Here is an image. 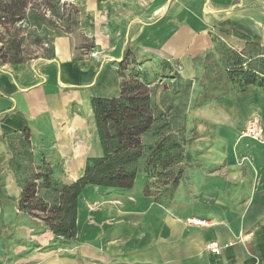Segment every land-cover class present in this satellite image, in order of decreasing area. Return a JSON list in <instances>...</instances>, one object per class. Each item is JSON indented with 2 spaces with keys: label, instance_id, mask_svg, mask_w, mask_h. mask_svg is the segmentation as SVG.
<instances>
[{
  "label": "crops",
  "instance_id": "obj_1",
  "mask_svg": "<svg viewBox=\"0 0 264 264\" xmlns=\"http://www.w3.org/2000/svg\"><path fill=\"white\" fill-rule=\"evenodd\" d=\"M61 1L79 11L80 27L55 38L54 58L0 69V139L30 130L35 151L64 184L103 156L91 100L120 96L116 61L126 51L150 59L147 69L168 60L195 73L193 59L213 48L214 37L238 50L247 43L264 48V0ZM86 40L94 46L80 50ZM255 117L264 128V92L256 86L215 105L218 173L201 178L207 192L197 202L189 203L182 185L181 202L163 207L146 194L141 175L129 191L86 188L73 244L39 231L16 209L22 189L12 178L0 180V264H264V132L261 140L242 136ZM239 180L244 188L236 192ZM238 201L240 208L229 204ZM213 242L220 253L206 249Z\"/></svg>",
  "mask_w": 264,
  "mask_h": 264
},
{
  "label": "trees",
  "instance_id": "obj_2",
  "mask_svg": "<svg viewBox=\"0 0 264 264\" xmlns=\"http://www.w3.org/2000/svg\"><path fill=\"white\" fill-rule=\"evenodd\" d=\"M43 5L53 9L48 0H0V25L6 32H9V26L15 28V34L9 35L10 41H6L10 43L9 50L5 51L6 44L0 38L1 64L19 65L25 62L22 56L23 38L18 37L21 30L16 29V26L24 22H27L29 27L44 24L45 17L39 12ZM78 12L76 10V14ZM72 24L78 25L75 21ZM54 27L58 28L57 25ZM72 31L73 29L69 28L67 33L57 34L51 43L53 44L55 38ZM35 42L45 55L49 49L48 42L40 38H36ZM87 42L89 41L86 40L80 46V50L89 51L94 46L93 43L86 45ZM213 43L215 50L205 57V61H210L212 65L203 76L208 85L203 86V92L194 101V107H201L211 101L219 102L232 94L245 92L250 86H256L264 92L263 47L256 43H247L242 50H238L229 47L217 37L213 38ZM216 52L223 57L222 61L218 62ZM35 58H38V55L32 59ZM52 58L53 51L48 59ZM148 60L150 59L141 58L135 51H126L118 62L123 78L120 96L92 98L91 104L103 156L89 159L83 176L77 181L64 184L56 180L51 164L44 156L39 164L35 162L36 154L30 130L16 131L5 137L7 140L19 139L27 148L26 151L18 152L16 161L17 173H27L26 178L19 179L22 192L18 208L36 218L45 230L52 232L55 239H62L68 244L76 241L79 197L86 188L129 191L134 188L138 176L165 175L163 172L183 161L182 146L174 139L166 137L158 138L151 144L145 142L148 133L153 130L156 134L163 128V125L155 127L159 117L152 105L151 80L145 72L155 65L151 69L145 68ZM224 64L226 66L222 67ZM137 65H141L143 71L135 69ZM167 66L171 68L169 63ZM210 84H215V87H210ZM188 85L191 86L190 81ZM180 178L181 175L173 178L175 188ZM41 191L49 198L41 197ZM146 194L149 196L148 188ZM154 201L161 205L157 199Z\"/></svg>",
  "mask_w": 264,
  "mask_h": 264
},
{
  "label": "rangeland",
  "instance_id": "obj_3",
  "mask_svg": "<svg viewBox=\"0 0 264 264\" xmlns=\"http://www.w3.org/2000/svg\"><path fill=\"white\" fill-rule=\"evenodd\" d=\"M48 1L52 4L53 9L47 8V5H43L39 11L45 17L44 24L37 27H29L27 22H24L23 24L19 23L16 26V29L21 30L18 37L23 38L22 56L25 60L24 63L31 61L36 55H38L39 63H46L44 56L48 59V57L52 55L54 48L51 43L52 39L57 36V34L67 33L69 28L76 31V29L80 27L79 21L76 20L78 15L75 16L76 9L68 6V3H64L61 0ZM73 21L77 22L78 25L75 26L72 24ZM53 24L57 25L58 28L55 29ZM9 29V32H6L5 28L0 25V38L3 40V43L6 44L5 51L9 50L11 47L9 42L6 43V41H10L9 35L15 34V28L9 26ZM36 38L48 42L49 49L45 52V55L39 50V45L35 42ZM75 39H77V36ZM1 45L2 44H0V47ZM86 45L90 46L92 45V42L89 40ZM214 50L215 48L213 44L211 50L204 55L193 59V69L195 73L187 71V69L177 61L168 60L158 61L154 68L145 71L151 80L152 105L156 110L157 117H159L155 127L163 125V128L159 130V133L154 134L153 130L148 133L145 136V142L151 144L158 138L169 137V139H174L182 146L184 155V159L179 165L177 164L171 167L166 171L167 173L163 172L165 175L154 177L143 176L148 180L147 188L150 197L154 200L157 199L163 207H169L173 202H181V199H179L177 195L182 185L185 186L187 190V195L190 198L189 203L197 202L198 195L207 192L201 191L199 185L201 178H209L210 180H213L216 173H218L216 166L212 163V151L217 145L215 134L219 129L213 125L211 118L215 105L220 101H211L201 107L193 106L194 101L198 99L203 92V86L208 85V82L203 80V76L208 68H212V65L210 61H205V57ZM215 55L218 62L223 60V57L218 52H216ZM116 62L118 64L119 61ZM1 63L2 61L0 60V69L4 71L8 70L7 65H12H3ZM167 63L170 64L171 68L167 66ZM225 66L226 64L222 65V67ZM141 67V65H137L135 69L141 70ZM177 76H179L178 79L176 78ZM186 81H190L191 86H189ZM213 83H215L214 80ZM210 87L214 88L215 84H210ZM230 96L224 99H227ZM1 145L2 148H4L3 150H0V180H9L12 178L15 183L14 189L19 191L21 190L19 179L26 178L27 173H17L16 168L18 167V163H16V161L18 158V152L23 150L26 151L27 148L23 146V143L19 139L15 138L7 140L5 137H2L0 139V146ZM35 154V162L39 164L41 158L45 154L36 151ZM142 164L143 161L140 163V166H142ZM171 173H173V175ZM179 175H181L180 182L175 188L173 178L175 176L178 177ZM239 181L240 182H237V185L233 184V186L231 184L236 192H241L244 188L242 180ZM209 190L212 192V187ZM40 196L49 198V196L43 191L40 192ZM17 200L18 199H16V209H19L17 206L19 200ZM205 204L209 205L210 203ZM229 204L236 209L237 207H242L243 203L242 201H238ZM21 213L28 216L26 212L21 211ZM28 217H30L31 222L38 227L39 231H42V229L44 230V227L36 218H33L30 215Z\"/></svg>",
  "mask_w": 264,
  "mask_h": 264
},
{
  "label": "built area",
  "instance_id": "obj_4",
  "mask_svg": "<svg viewBox=\"0 0 264 264\" xmlns=\"http://www.w3.org/2000/svg\"><path fill=\"white\" fill-rule=\"evenodd\" d=\"M264 132L263 125L261 120L257 117L250 119L244 126L242 131L243 137H249L254 140H261ZM190 224L195 226H207V222L199 219H193L189 221ZM206 249L212 253L218 254L221 252L220 246L218 243L213 242L206 246Z\"/></svg>",
  "mask_w": 264,
  "mask_h": 264
},
{
  "label": "bare ground",
  "instance_id": "obj_5",
  "mask_svg": "<svg viewBox=\"0 0 264 264\" xmlns=\"http://www.w3.org/2000/svg\"><path fill=\"white\" fill-rule=\"evenodd\" d=\"M110 87V86H109ZM84 101V100H83ZM232 102V101H231ZM86 104V103H83V105ZM90 109V108H89ZM236 110V109H235ZM88 111V110H87ZM90 113V112H89ZM242 117V116H241ZM244 120V119H243Z\"/></svg>",
  "mask_w": 264,
  "mask_h": 264
},
{
  "label": "water",
  "instance_id": "obj_6",
  "mask_svg": "<svg viewBox=\"0 0 264 264\" xmlns=\"http://www.w3.org/2000/svg\"><path fill=\"white\" fill-rule=\"evenodd\" d=\"M119 61H121V60H119Z\"/></svg>",
  "mask_w": 264,
  "mask_h": 264
}]
</instances>
